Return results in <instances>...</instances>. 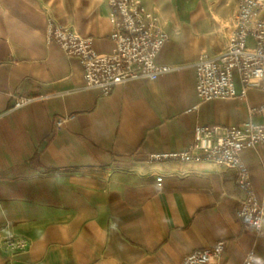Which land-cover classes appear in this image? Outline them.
<instances>
[{
    "label": "crops",
    "instance_id": "1",
    "mask_svg": "<svg viewBox=\"0 0 264 264\" xmlns=\"http://www.w3.org/2000/svg\"><path fill=\"white\" fill-rule=\"evenodd\" d=\"M142 1L152 12L161 0ZM205 14L164 23L169 42L157 61L174 71L104 96L85 88L80 61L49 41L48 22L110 53L108 0H0V264H183L218 242L220 264H243L250 250L264 264V233L237 218L236 170L203 158L147 159L183 150L197 126H239L248 106L264 101L252 89L245 100L200 103L195 64L223 53L229 39ZM18 96L33 101L13 110ZM241 157L260 197L264 146ZM10 237L25 247L10 248Z\"/></svg>",
    "mask_w": 264,
    "mask_h": 264
},
{
    "label": "built area",
    "instance_id": "2",
    "mask_svg": "<svg viewBox=\"0 0 264 264\" xmlns=\"http://www.w3.org/2000/svg\"><path fill=\"white\" fill-rule=\"evenodd\" d=\"M113 24L110 38L111 53L99 54L92 39L75 30L50 24L48 39L70 58H77L83 70L84 86L100 91L104 96L118 86L135 81H156L174 71L171 66L159 64L157 57L169 41L159 21L139 0H109ZM264 11V0H239L233 31L225 51L214 57L203 56L195 64L196 93L200 103L217 100H245L252 89L264 94V20L258 17ZM33 101V98L16 97L13 110ZM195 106L188 110H197ZM250 119L237 127L197 126L191 144L181 151L155 152L147 156L149 162H190L203 158L238 173L237 184L242 193L237 218L247 230L264 233V189L259 197L252 177L241 153L264 146V101L248 106ZM258 117L261 122L251 121ZM72 118L59 119L58 128ZM160 185L163 178H156ZM5 244L22 250L25 241L10 237ZM224 242L213 248L195 250L186 256L183 264H220ZM256 253L250 250L243 264H255Z\"/></svg>",
    "mask_w": 264,
    "mask_h": 264
},
{
    "label": "rangeland",
    "instance_id": "3",
    "mask_svg": "<svg viewBox=\"0 0 264 264\" xmlns=\"http://www.w3.org/2000/svg\"><path fill=\"white\" fill-rule=\"evenodd\" d=\"M139 1L146 8V10L149 13H151L159 21L160 26L163 28V30L166 33H167V31L165 29L164 23L169 21V18L171 20L174 16L178 21L190 23L193 20H199L200 17H201V19H203L202 17L204 16V14H205L204 11L206 10L205 15L209 18V20H210L209 22L212 24V26H215V23L216 24L221 23L222 28H224L226 30V32L229 33V36H230L231 32L233 31V28L235 25V20H236L237 10H238V3H239V0H161L159 5L157 6V8H155L156 10L151 12L144 5L142 0H139ZM108 5H109V0H108ZM109 7H110V5H109ZM110 9H111V7H110ZM111 13H112V9H111ZM261 16L264 17V11H262L258 14V17L260 19H262ZM262 20H264V19H262ZM50 24L64 26L62 24L55 23L54 21H50V22H48V27ZM112 24H113V16H112ZM64 27H67V26H64ZM113 27H114V24H113ZM68 28H70V27H68ZM110 35H111V33H110ZM83 37H87V36H83ZM168 37H169V35H168ZM87 38H91V37H87ZM51 43H53V42H51ZM216 43L218 44L217 41H216ZM227 45H228V43H227ZM163 48H162V50H163ZM99 54H106V53H99ZM157 59H158V57H157ZM20 97H22V96H20ZM25 98H29V97H25Z\"/></svg>",
    "mask_w": 264,
    "mask_h": 264
}]
</instances>
